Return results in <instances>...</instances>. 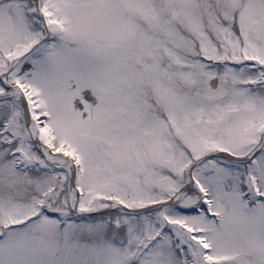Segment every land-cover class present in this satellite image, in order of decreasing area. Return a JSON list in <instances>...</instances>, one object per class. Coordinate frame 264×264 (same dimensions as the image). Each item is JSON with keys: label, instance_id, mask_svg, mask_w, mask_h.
Listing matches in <instances>:
<instances>
[{"label": "snow or ice", "instance_id": "obj_1", "mask_svg": "<svg viewBox=\"0 0 264 264\" xmlns=\"http://www.w3.org/2000/svg\"><path fill=\"white\" fill-rule=\"evenodd\" d=\"M0 264H264V0H0Z\"/></svg>", "mask_w": 264, "mask_h": 264}]
</instances>
